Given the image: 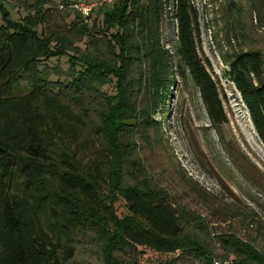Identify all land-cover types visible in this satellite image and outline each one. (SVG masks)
I'll list each match as a JSON object with an SVG mask.
<instances>
[{"label": "trees", "instance_id": "1", "mask_svg": "<svg viewBox=\"0 0 264 264\" xmlns=\"http://www.w3.org/2000/svg\"><path fill=\"white\" fill-rule=\"evenodd\" d=\"M192 2L116 0L96 7L88 19L99 15L108 38L91 36L85 49L104 46L109 56L103 50V56L87 57L80 46L57 47L54 34L46 39L39 31L43 21L12 19L0 0L6 22L0 27V264H69L78 249L98 240L110 264H121L112 248L119 243L170 255L167 264H215L214 244L192 239L193 233L184 237L183 214L167 194L128 181L144 169L136 150L161 145L150 131H162L154 117L172 96L177 77L198 88L217 127L229 123L199 53ZM166 7L173 12L169 50L163 43ZM76 14L74 28L79 20L84 23ZM72 30L78 43L84 41L81 32L90 38L84 27ZM64 57L67 72L41 65ZM225 62V77L241 93L264 144L263 54L242 51ZM53 73L66 78L54 81ZM24 83L26 90L18 93ZM103 143L104 149L97 148ZM119 201L128 210L125 216L118 214ZM95 229L99 239L87 235ZM237 250L238 264H264V256L250 246Z\"/></svg>", "mask_w": 264, "mask_h": 264}, {"label": "rangeland", "instance_id": "2", "mask_svg": "<svg viewBox=\"0 0 264 264\" xmlns=\"http://www.w3.org/2000/svg\"><path fill=\"white\" fill-rule=\"evenodd\" d=\"M2 1L17 22L43 21L39 31L42 30L46 39L54 34L58 39L57 47L75 51L80 46L87 57L92 53L103 56L105 50V55L109 56L104 46L85 49L84 43L90 41L91 36L107 41L108 37L103 36L107 30L99 15L88 19L79 14L84 23L79 20L76 24L84 27L85 32L88 30L90 38L81 32L84 41L78 43L79 36L71 33L78 27L71 24L77 17L76 12L79 13L73 7L79 0ZM98 1L82 0L94 5ZM192 3L200 25L199 53L217 83L229 123L217 127L207 113L198 88L192 81L184 82L177 77L176 86L171 88L172 96L154 117L161 123L162 131H150L152 137L161 140V145L149 149L142 144L136 150L135 159L144 169L140 167V172L128 181L140 184L150 193L167 194V201L183 214L187 225L184 237L192 233L194 240L202 237L214 244L217 260L238 264L241 253L237 247L243 244L264 256V144L241 93L225 77L229 71L225 60L249 50H258L264 57V0H193ZM172 16V10L166 7L163 43L168 50L173 46ZM5 23L0 13V27ZM68 60V57L52 59L41 65L51 68L59 65L62 72H67ZM65 78V75L58 77L54 73L51 76L54 81ZM18 86L19 83L15 88ZM26 87L25 83L21 85L18 93H23ZM104 89L109 94L115 93L113 86ZM96 124L97 121L93 122ZM97 148L104 149L105 144ZM102 156L105 159L104 153ZM107 167L109 169L110 164ZM117 210L119 216L128 212L122 201L118 202ZM96 231H88L87 235L98 238ZM86 236H79L80 241ZM112 248L121 264H167L172 257L148 247L134 248L125 243ZM69 264L110 263L98 240V243L86 244L85 249H78Z\"/></svg>", "mask_w": 264, "mask_h": 264}, {"label": "built area", "instance_id": "3", "mask_svg": "<svg viewBox=\"0 0 264 264\" xmlns=\"http://www.w3.org/2000/svg\"><path fill=\"white\" fill-rule=\"evenodd\" d=\"M99 3L94 5V4H89V3H84V2H77L73 5V7L85 18L90 17V15L93 13L94 9L99 6H106V5H111L114 0H99ZM215 264H232L231 262H220V260H216Z\"/></svg>", "mask_w": 264, "mask_h": 264}]
</instances>
